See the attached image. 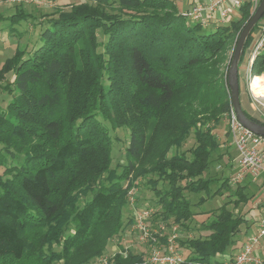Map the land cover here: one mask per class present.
Segmentation results:
<instances>
[{"label":"trees","instance_id":"16d2710c","mask_svg":"<svg viewBox=\"0 0 264 264\" xmlns=\"http://www.w3.org/2000/svg\"><path fill=\"white\" fill-rule=\"evenodd\" d=\"M94 1L51 17L34 48L18 47L0 67V82L14 74L4 85L12 98L0 109V264H89L121 233L130 189L151 174L158 177L150 181L163 218L181 225L194 213L185 191L204 193L203 203L229 185L225 179L211 194L213 179L205 174L227 142L214 129L232 107L228 72L251 5L229 23L207 28L182 15L175 0ZM250 73L264 75V50ZM241 103L264 125V117ZM120 127L130 132L121 172L111 167L110 132ZM193 133L189 156L179 150ZM6 153L20 162L8 163ZM161 180L167 188L157 187ZM244 190L239 184L232 202H247ZM229 202L206 223L205 234L179 241L188 250L179 264L232 258L248 219ZM142 259L118 252L110 263Z\"/></svg>","mask_w":264,"mask_h":264},{"label":"rangeland","instance_id":"374dc122","mask_svg":"<svg viewBox=\"0 0 264 264\" xmlns=\"http://www.w3.org/2000/svg\"><path fill=\"white\" fill-rule=\"evenodd\" d=\"M175 1L180 9H184V5L186 4L184 0ZM82 2L96 3L94 0H21L19 3L8 4L6 0H0V67L7 58L14 55L18 47L26 50L34 48L39 43L41 30L47 25L51 17H57L62 11H68L73 5ZM20 12L23 15H28V17L23 18L17 16L12 18L13 15H18ZM216 26L210 24L206 27L215 28ZM3 35H5V38ZM1 37H3V40ZM98 38L99 41H106V36L103 35L101 30L98 31ZM99 50H103V47L100 46ZM249 68L250 65L247 60H244L239 65L242 102L253 115L264 117V95L262 97L251 90L253 75H251ZM262 76L264 80V75L262 74ZM13 79V71H10L6 74L4 81L0 82V109H5L12 98V94L9 93L4 85L13 81ZM256 97H259L261 103L256 101ZM228 129L229 124L227 118H223L215 126L214 131L218 141L223 142L227 140V142L222 143L221 148L213 153L211 168L205 174L206 177H212L213 179L211 194H214L225 179H229V185L227 187L225 186L223 194H217L215 196L209 195L203 203H198V200H200L204 193L185 191L186 196L192 202L194 213L191 219L185 222L184 225H181L174 220V217L165 220L162 216L161 207L157 202L158 198L154 192L153 184L150 181V179L156 180L158 177L151 174L145 178H141L138 186L130 189L129 203L124 208L123 229L119 235L111 238L108 244H106V250L103 254L104 257L111 259L118 252H123L124 255L130 252L132 255H140L143 257L142 262L132 264H143L149 258L148 256H150L153 249L160 248L162 252H166L169 244L173 242L176 250L184 258L187 256L188 250L181 247L179 241L205 234L206 231L203 227L215 217L218 208L226 201H231L229 202V208L232 212L235 214L243 213L248 219L242 225L237 235L236 247L232 251H235L240 246L239 240L253 231L256 216L264 210V178L259 177L255 180L251 172H245L243 178H238L240 167L234 161L238 152L234 145L231 146L229 144V134L226 132ZM110 132L113 138L114 149L112 150L113 160L111 167L121 172L122 165L126 163L125 150L129 144L130 132L126 127H120L116 130L110 129ZM195 145L196 139L193 133L179 151L186 152L190 156L191 149ZM0 147H2V144H0ZM0 153L4 154V151L1 150ZM5 157H7V162L10 164H15L21 160L16 157H11L7 153ZM4 169L5 167L1 165L0 173ZM239 184L245 185L244 191L249 196V199L247 202L235 204L232 201L237 196L232 195V193H234ZM157 187L165 189L168 187V183L161 180L158 182ZM144 209L151 210V216L145 220L149 230V238L142 242L139 240L140 231L137 228L136 216L139 211ZM163 225L164 228H162ZM175 225L178 228L173 229ZM163 236L167 237L165 243L161 240Z\"/></svg>","mask_w":264,"mask_h":264},{"label":"built area","instance_id":"2783aa9c","mask_svg":"<svg viewBox=\"0 0 264 264\" xmlns=\"http://www.w3.org/2000/svg\"><path fill=\"white\" fill-rule=\"evenodd\" d=\"M21 0H6L8 4L19 3ZM261 0H207L192 1L184 8L182 15L194 21H199L202 25L209 26L229 23L235 18L241 7L249 3L255 11ZM237 12V14H236ZM264 50V16L258 23L254 39L247 50L246 59L251 65L255 57ZM258 96V95H257ZM256 101L261 103L259 97ZM229 124V144L234 145L238 155L236 163L240 167L238 178H243L245 172H251L254 179L264 178V136L256 134L245 127L238 119L237 114L231 107L227 114ZM133 202V200H132ZM151 216V210L144 209L137 213V228L139 229V240L146 241L149 238V230L145 220ZM255 228L245 241L232 254L231 259H227L223 264H264V255L260 250H264V213L255 219ZM164 228V225L162 226ZM178 228L176 225L173 229ZM149 258L143 264H179L183 257L176 250L173 242L169 244L168 250L162 252L153 249ZM90 264H111L110 259L103 255L95 259Z\"/></svg>","mask_w":264,"mask_h":264},{"label":"water","instance_id":"95a60500","mask_svg":"<svg viewBox=\"0 0 264 264\" xmlns=\"http://www.w3.org/2000/svg\"><path fill=\"white\" fill-rule=\"evenodd\" d=\"M264 16V0H261L259 6L254 11L251 18L246 22L241 34L238 38L236 47L234 49L232 61L229 67L228 72V82L231 92V103L237 114L239 121L250 131L255 132L256 134L264 136V125L262 123L256 122L251 119L245 112L240 97V77L239 76V65L241 56L244 50L245 43L255 28V26L260 22Z\"/></svg>","mask_w":264,"mask_h":264},{"label":"bare ground","instance_id":"6f19581e","mask_svg":"<svg viewBox=\"0 0 264 264\" xmlns=\"http://www.w3.org/2000/svg\"><path fill=\"white\" fill-rule=\"evenodd\" d=\"M251 87L254 91V93L261 95L263 97L264 95V80L261 76H254L253 80L251 81Z\"/></svg>","mask_w":264,"mask_h":264},{"label":"crops","instance_id":"0c3cea01","mask_svg":"<svg viewBox=\"0 0 264 264\" xmlns=\"http://www.w3.org/2000/svg\"><path fill=\"white\" fill-rule=\"evenodd\" d=\"M192 1H200V2H203L204 0H184V2L186 3L185 5H184V8H186L189 4H190V2H192ZM205 1H207V0H205ZM6 8V7H5ZM2 10V9H1ZM3 37L5 38V35H3ZM3 37H1L2 38V40H3ZM261 77H263V76H261ZM246 108V107H245ZM248 111H249V109L248 108H246ZM232 146V145H231ZM236 159L237 158H234V161L236 162ZM261 182V181H260ZM262 213H264V210L262 211V212H260L257 216H256V218L260 215V214H262ZM255 218V219H256ZM254 228L255 227H253V230H254ZM251 233H249L246 237H243L241 240H239V245L241 246V244L245 241V239H247V237L250 235ZM239 246V247H240ZM259 253L260 254H263L264 255V250H260L259 251Z\"/></svg>","mask_w":264,"mask_h":264}]
</instances>
